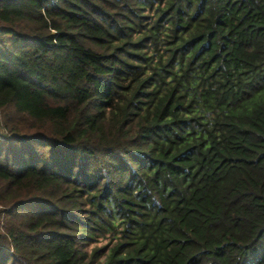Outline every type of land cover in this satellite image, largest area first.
<instances>
[{
	"label": "trees",
	"instance_id": "16d2710c",
	"mask_svg": "<svg viewBox=\"0 0 264 264\" xmlns=\"http://www.w3.org/2000/svg\"><path fill=\"white\" fill-rule=\"evenodd\" d=\"M0 264H264V0H0Z\"/></svg>",
	"mask_w": 264,
	"mask_h": 264
}]
</instances>
